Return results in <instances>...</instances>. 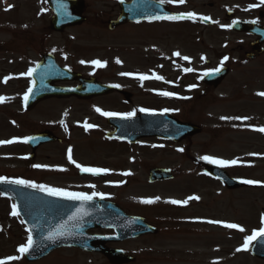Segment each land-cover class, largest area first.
Here are the masks:
<instances>
[{
	"label": "rangeland",
	"instance_id": "obj_1",
	"mask_svg": "<svg viewBox=\"0 0 264 264\" xmlns=\"http://www.w3.org/2000/svg\"><path fill=\"white\" fill-rule=\"evenodd\" d=\"M83 1L86 21L58 34L49 28L52 13L44 0H0V96L6 98L0 103V141H15L0 144V176L89 195L95 191L104 194L103 199L116 203L126 213L144 217L158 229L157 236L108 245L132 256L134 262L131 264H264V260L250 255L252 242L247 250L236 251L242 248L246 236L264 226L261 224L264 216V132L257 130L264 128V96L257 95L264 92V56L255 62L232 63L229 76L218 89L203 96L201 89L196 90L197 99L192 98L193 92L187 86L197 83L198 78L189 81L180 76L174 84L168 83L163 88L159 82H153L160 77L154 64L156 58L153 60L155 47L160 42L155 26L127 25L109 32L107 22L114 18L111 8L115 0ZM210 50V67L219 66L216 57L221 48L217 42H211ZM46 53L52 54L61 66L83 77L142 91L129 107H114V97L93 98L86 103L48 100L26 113L23 96L31 80L22 74L33 68ZM117 59L121 63H116ZM196 59L191 58L194 69L202 70L203 64H198ZM93 60L105 62V66L96 67L91 64ZM160 68L170 70L165 63ZM140 76L148 78L144 82ZM174 76L175 73L163 79L170 80ZM164 91L175 95L159 94ZM184 96L190 99L181 103ZM96 108L135 114L140 113L141 108L168 109L176 119L200 126L201 133L179 144L142 139L128 146L104 138L112 129L106 124L107 117ZM85 123L94 127L85 130ZM44 130L52 132L62 143L42 146L36 157L30 159V150L22 142L23 138ZM69 148L76 163L106 168L109 172L103 173V179L80 178L75 164L68 166ZM202 156L235 159L237 163L222 167L200 159ZM36 164L48 167H32ZM203 164L219 166L240 181L260 183H244L243 189L227 191L202 173ZM61 168L65 170H59ZM154 168H170L174 179L169 183L149 185L148 171ZM125 172L130 174L123 175ZM189 196L199 199L189 200L186 205L168 202L183 201ZM157 197L159 199H155ZM144 199L155 202L142 203ZM12 204L11 200L0 196V260L20 256L7 264H110L100 254L76 249L54 251L36 263L26 262L17 249L26 242L28 234L20 218L11 215ZM210 220L235 223L244 231L208 223ZM92 233L112 235L111 231Z\"/></svg>",
	"mask_w": 264,
	"mask_h": 264
},
{
	"label": "water",
	"instance_id": "obj_2",
	"mask_svg": "<svg viewBox=\"0 0 264 264\" xmlns=\"http://www.w3.org/2000/svg\"><path fill=\"white\" fill-rule=\"evenodd\" d=\"M48 7L54 13L50 22V29L60 33L68 27L81 25L85 18L82 16L84 2L82 0H46ZM159 4L151 0H131L120 5V14L115 21L108 23V29L124 25L154 19L162 16ZM167 16V15H165ZM239 31V30H238ZM264 36V32H260ZM228 70L223 69L214 75L203 78L208 86L217 87L226 77ZM33 81L32 93L25 103V110L31 111L39 102L46 99L77 98L86 100L92 97L105 96L117 91V89L97 83L94 79H82L79 75L61 68L51 55H45L36 65L31 74ZM77 81L76 88L56 87L58 82ZM107 124L114 129L106 134V138L120 140L129 144L136 143L143 138H158L180 142L185 138L196 136L200 128L191 124L181 123L168 114H139L130 119L109 117ZM27 142L31 148V158L35 157L38 147L54 143L56 138L47 132L31 136ZM204 173L219 181L227 190H238L242 183L231 178L223 169L212 164L202 165ZM80 175L98 177L90 173ZM172 179L170 170H150L148 182L150 184ZM0 192L11 198L17 205V212L24 221L28 233L33 236V248L24 254L27 262L37 261L55 249L74 247L86 252H97L104 255L111 264H125L133 259L122 251L111 250L104 247L107 242H120L141 237L142 235L156 234V229L147 225L142 218L126 215L117 205L99 200L87 202L69 201L60 197L49 196L45 192L26 188L19 185L0 183ZM80 208L87 215H78L76 219L69 220L76 210ZM64 225L63 229L60 226ZM112 229L116 236L105 238L88 235L89 230ZM63 231L64 235H58L54 241L46 240L50 231ZM70 233V234H69ZM251 254L257 259L264 260V237L254 240Z\"/></svg>",
	"mask_w": 264,
	"mask_h": 264
},
{
	"label": "flooded vegetation",
	"instance_id": "obj_3",
	"mask_svg": "<svg viewBox=\"0 0 264 264\" xmlns=\"http://www.w3.org/2000/svg\"><path fill=\"white\" fill-rule=\"evenodd\" d=\"M120 1L129 2L130 0H115L114 7L111 8L114 19L119 14ZM154 1L159 2V0ZM258 3L259 0H185L183 4L165 2L163 5L166 6V11L176 15L192 12L196 14V18L142 22V26H155L157 28V39L160 42L155 47V56L153 57V60L156 58L154 63L157 67L156 71L160 77L166 79H168V76L171 78V75L175 73L172 79H157L155 83L159 82L162 88L167 87L168 83L174 84L180 76L189 81H194L198 77H202L206 70L216 68L217 66L210 67L209 53L212 41L217 42V45L221 48L216 57V62L220 63L223 57L227 56L229 59L224 62L223 67H227L229 70L232 63L255 62L263 57L264 36L260 32L264 31V5L252 9L248 8L250 4ZM204 16L210 19L208 21L200 19V17ZM234 20L236 21L235 24L232 23ZM252 21H255V23ZM221 25H231V27H221ZM118 29L120 28L115 29V31ZM177 52H179V56L174 55ZM192 54L195 56H191ZM185 56L189 59H183ZM202 56L204 57L203 60L201 59ZM194 57H197L196 62L198 64H203L202 70L194 69V62L191 61V58ZM233 58L235 59L234 62H232ZM163 63H165V67L170 68L169 71L160 68ZM186 68H191L192 71H184ZM198 80L200 81V79L196 80L197 83L189 84V86L195 85L194 88L189 89L190 92H193L191 94L192 98L193 96L196 98V90L201 89V96L213 90L210 87L199 84ZM69 85L75 86L76 84ZM118 88H120L118 93L94 99L114 97V107H129L132 105L134 98L142 91L141 88L132 91L121 87ZM181 99V103L188 102L186 96ZM70 100L80 103L89 101ZM138 104L141 105L142 103L138 101ZM72 165L68 160V166L71 167ZM80 178L85 179V177Z\"/></svg>",
	"mask_w": 264,
	"mask_h": 264
},
{
	"label": "snow or ice",
	"instance_id": "obj_4",
	"mask_svg": "<svg viewBox=\"0 0 264 264\" xmlns=\"http://www.w3.org/2000/svg\"><path fill=\"white\" fill-rule=\"evenodd\" d=\"M165 2H167V3H176V2H178L180 4H183L185 2V0H159L160 4H164ZM260 5H264V0H259L258 4H250L248 6V8L252 9V8L259 7ZM9 7H11V6H9ZM153 18L154 19H169V20L184 19V18L195 19L196 18V14L192 13V12H189V13L180 14V15H177V16H155ZM200 19L208 21L210 18L204 16V17H200ZM252 22L255 23V21H252ZM232 23L235 24L236 21L234 20ZM221 27H231V25H221ZM53 51H55V49H53ZM174 55L179 56L180 54H179V52H177V53H174ZM183 59L188 60L189 58L185 56V57H183ZM201 59L203 60L204 57L202 56ZM228 59L229 58L227 56L223 57V59L220 61V65L218 67H216V68L206 70L204 72V76L214 75V74L219 73L221 71L223 65H224V62L227 61ZM80 63H85V61H80ZM116 63L119 64V63H121V61L119 59H117ZM91 64L96 66V67H104L105 66V62H102L100 60H93V61H91ZM33 71H34V69L30 68L27 73H23L22 75L31 76ZM184 71L191 72L192 69L191 68H186V69H184ZM121 75H132V74L131 73H121ZM147 78L148 77H146V76H140L139 77V79L141 81H143V80H145ZM156 79H163V77H156ZM113 87H120V85H113ZM189 87L190 88H194L195 85H190ZM31 93H32V88L29 87L28 90L24 93V96H23V100H24L25 103L28 102L29 95ZM159 94L163 95V96H167V97H171V96L175 95L173 92H168V91L160 92ZM257 95L264 96V92L257 93ZM5 99H6L5 97L0 96V103H3L5 101ZM96 111L99 112L101 115L106 116V117L119 116L121 119H130L131 117H133L135 115V112H127V113L107 112V111H102L100 108H96ZM140 111L141 112H150L151 110L146 109V108H141ZM163 111L166 112V111H169V110L168 109H164ZM221 119H247V118L246 117L245 118H240V117H235V118H233V117H221ZM84 127H85V130H88L90 128H93L94 125H92L90 123H85ZM257 130L261 131V132H264V128H259ZM31 139H34V138L33 137H25V138H23L22 142L27 143ZM13 142H15V141L14 140H4V141H0V144H11ZM180 151H183V149H180ZM200 159L206 160L209 163L218 164V165H220L222 167H226V166H229V165H235L237 163V160H235V159H233V160L215 159V158H213L211 156H202V157H200ZM68 160L71 163H74L75 166L81 172L91 173L93 175H98V174H101V173L109 172V169H106V168L85 167V166H82V165L76 163L72 159L71 148L68 149ZM32 167L41 168V167H48V166L36 164V165H32ZM59 170L63 171L65 169L61 168ZM129 174H130L129 172L123 173V175H129ZM242 182L246 183V184H257V183H260L259 181H254V180H244ZM0 183L13 184V185H23V186H25L27 188L38 189L41 192H45L49 196L60 197L62 199L69 200V201L87 202V201H91L93 199V197H96L98 195L100 196L101 199L104 198V194L97 193L95 191H93L91 193V195H89V194H87L85 192H72V191H67L65 189H62V188L48 187L46 185L36 184V183H34L32 181L25 180V179H8L6 177L0 176ZM89 187L94 188L95 186L94 185H89ZM3 194L4 193L0 192V195H3ZM155 199H159V197H157ZM198 199H199L198 196H189L187 199H185L183 201L173 199V200H170L168 202L172 203V204H185L186 205L189 202V200H198ZM141 202L142 203H146V204H151V203H154L155 201L153 199H144ZM11 208H12L11 215L12 216H19V213L17 212V205L15 203H13L11 205ZM78 215H87V213L83 212V209L78 208L76 210V212H74L72 214V216L69 217V220L76 219V217ZM207 222L208 223H213V224H222L224 227L229 228V229H237L238 228L240 231H244V229L242 227H240L239 225H237L235 223H226V222H223V221H216V220H210V221H207ZM21 223H24V221L21 220ZM261 224L264 225V216L261 217ZM63 227H64V225H61L60 229H63ZM64 234L65 233L63 231H59V230L50 231L48 233V235L45 237V239L49 240V241H54L57 238L58 235H64ZM258 237H264V226L260 227L259 230H253L251 235L246 236L245 239H244L242 248H237L236 251L239 252L242 249L243 250H247L249 244L252 241L256 240ZM33 245H34L33 236L31 234V232H29L26 242L21 244L18 247L17 251L22 256V255L28 253L33 248ZM18 259H20V256H9V257L6 258V260H0V264H7V261L18 260Z\"/></svg>",
	"mask_w": 264,
	"mask_h": 264
}]
</instances>
